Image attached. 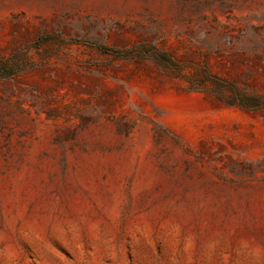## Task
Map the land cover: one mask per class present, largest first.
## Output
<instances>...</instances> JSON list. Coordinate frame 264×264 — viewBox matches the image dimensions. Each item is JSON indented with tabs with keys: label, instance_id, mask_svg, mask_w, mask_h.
Segmentation results:
<instances>
[{
	"label": "rangeland",
	"instance_id": "1",
	"mask_svg": "<svg viewBox=\"0 0 264 264\" xmlns=\"http://www.w3.org/2000/svg\"><path fill=\"white\" fill-rule=\"evenodd\" d=\"M0 264H264V0H0Z\"/></svg>",
	"mask_w": 264,
	"mask_h": 264
}]
</instances>
